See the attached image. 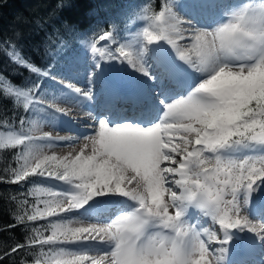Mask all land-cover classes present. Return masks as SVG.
I'll return each mask as SVG.
<instances>
[{"label":"snow or ice","instance_id":"6c2138e0","mask_svg":"<svg viewBox=\"0 0 264 264\" xmlns=\"http://www.w3.org/2000/svg\"><path fill=\"white\" fill-rule=\"evenodd\" d=\"M257 17L264 19V6ZM148 19L152 31L144 29L142 35L146 42L166 40L179 57L193 67L208 63L212 53L207 50V34L196 30L191 36V48L184 49L179 42L186 39L187 30L180 25L187 22L177 18L170 4L166 3ZM172 20L176 22L171 23ZM235 27L225 26L215 36L225 41L228 53L245 61L239 64V70L214 71L198 85L193 95L169 104L164 118L151 127L109 126L100 121L95 136L85 137L92 141L90 154L82 148L63 157L39 151L35 147L37 137L31 134V129L24 128V121L19 131L10 132L6 138L0 134V149L22 146L16 156L18 166L8 169L9 183L42 175L74 185L69 193L43 187L29 189L27 195L36 197V203L20 202L24 211L16 216L17 223L52 218L79 209L92 197L105 192L122 193L138 204L134 210L107 224L73 228L69 226L72 221L54 222L50 223V235L33 228L34 235L28 244L49 246L50 255L42 253L46 256L45 264H217V257L210 250V244L218 239L217 233L182 221L184 209L193 202L225 230V238L227 229L237 227L264 234V228L258 229L247 216L241 215L248 200L240 199L242 191L250 193L258 181H264V156L237 160L219 154L220 149L233 144H264V56L257 55L256 48L246 47L241 36L233 31ZM112 38L113 32L105 31L99 41ZM88 46L102 59L122 57L140 72L147 73L139 56L127 45L115 49L118 55H105L106 50L98 48L94 40ZM12 58L25 63L18 54H12ZM27 67L33 72L41 71L31 64ZM3 89L15 94L18 100L23 98L25 109L36 101L32 89L19 90L6 81ZM74 89L81 92L79 88ZM83 94L90 96V91ZM206 162H212L211 166L205 167ZM4 179L0 176V181ZM166 184H174L176 190L171 186L166 188ZM165 193L167 201L163 198ZM170 208L175 209L174 213ZM151 225H158L160 230L149 233ZM160 233L169 239L157 242L156 236ZM88 240L111 242L113 247L102 255L65 247ZM25 247V244H17L11 248V253L5 251L0 257L15 254ZM34 264H41L39 258Z\"/></svg>","mask_w":264,"mask_h":264},{"label":"rangeland","instance_id":"374dc122","mask_svg":"<svg viewBox=\"0 0 264 264\" xmlns=\"http://www.w3.org/2000/svg\"><path fill=\"white\" fill-rule=\"evenodd\" d=\"M204 1L205 0H175L173 2V5L171 6V9L177 15V18L181 21H185V19L187 20L188 18H191V20H193V23L187 22L183 24L193 25L195 24V22H199L201 26L199 25L198 29L210 30L226 22L230 18V15L233 11L245 5L256 6L264 4V0H231L230 3H227L226 5L217 6L215 4V0H212L211 2L208 1L207 4L211 6L213 13L196 17L195 12L190 14L188 10L189 6H191L195 11L194 4L198 2L203 3ZM158 12H143V14L139 16V18L136 19L131 25V29L126 38L117 41V39L113 37L111 40L104 42L95 40L97 42V47L103 48L106 50V52L112 53L113 55H118L115 49L120 45H127L132 51H134V53L139 56L140 62H143V59L146 58L147 54L152 55V52L154 50H159L158 48H154L153 45L155 42H146V38L142 35L145 28H148L149 31H152L151 21L148 19V17H151L153 14ZM191 28L195 29V27ZM191 32H195V30H192ZM191 32L190 34H193ZM190 34L185 32L186 39L179 42L180 45L186 50L191 48L192 35ZM174 51L176 52L175 49ZM84 55L86 57H83ZM168 55L169 53L165 54V56ZM85 59L86 61L84 62ZM116 60H121L122 62L128 63L122 57L116 58ZM175 60L177 62V59ZM244 62L245 61H230V63L232 64H239ZM96 65L97 64L94 62L93 53L90 47L87 46V49H84V52L82 53L79 60L72 63V68H75L74 71H72L74 73L72 77H70L69 74H66L62 79H56L53 82L54 90H51V93L49 95L50 101H42V104H40V107L50 112V115L44 114L40 115L39 117L36 116L35 118L28 120V122L24 124V128L26 130L31 129L32 135L42 139V141H35V147L39 151H42L44 154L49 156L55 154L58 157H63L68 155L69 153L75 154L83 148L85 153L90 154L92 150V141L90 138L86 139L85 137L95 136V134L99 130L100 121H104L109 126L132 124L144 128L151 127L154 124L159 123L164 118V114L167 111H165V109H167V106L169 104H172L181 99H187L190 95L194 94V91L195 89H197L198 85L203 80L208 78L207 73L202 74L203 76L205 75L204 78H196V81L194 79L192 83L185 89L176 88L170 90L167 93L162 92L154 94L152 103L157 104L159 106V109L156 111L154 110V108H152V114L145 117L144 123L139 121L132 122L126 120L128 118H125L123 120H116L117 118L122 117L125 109L122 106L118 105H115L113 107V105L108 102L110 101V96H98L97 98L95 97L97 93H107L103 92L104 85L102 80L105 78L109 79L106 72H104V70L107 69L105 67L101 68V66L100 68H98L96 67ZM143 65L146 67L147 73L140 72L139 69L135 71L136 73L134 71H131L132 76H128L127 79L130 78L129 80H132L133 77H135L138 79V82H151L153 78V74L151 72V63L144 64L143 62ZM191 69L193 71H196V66L191 67ZM102 71L103 73L98 76L97 73H101ZM194 74L195 73L192 72V77H196V75ZM140 76L141 78H139ZM93 83H96L97 85L94 87ZM69 85H72L74 88L81 89V92L75 91V89L69 87ZM105 86L107 87L108 91L111 89L113 92L114 86L109 85L107 82ZM89 91L90 96H85L83 94ZM82 99H85L84 105H79V101ZM57 109L63 110V112L57 111ZM77 114L84 115H81L80 117L82 118L78 119V116H76ZM89 114H91L92 117H96L97 119H92L91 117H89ZM110 114L113 116V118L112 116H110ZM3 136L6 138L8 135ZM56 138L64 139L57 140ZM253 144L254 146L252 147V149L243 147L242 144H233L226 148L220 149L219 154L223 158L237 160L243 159L245 157H257L261 156L262 154V156H264V149H260L257 143L253 142ZM85 145H87V148H85ZM262 146H264V144ZM19 150L22 151V147H20ZM211 163L212 162H206L205 167L211 166ZM37 176L42 177V179H44L46 184L49 186V189L51 190L60 193H69L74 190V185L68 181L60 180L56 177L42 175ZM176 178L178 179L179 177L177 176ZM259 182L264 184V181H258L257 183ZM169 186L173 187V189L176 190V186L174 184L165 185L166 188ZM240 194H243V196H240L241 201H243L244 199L248 200V207L252 202V208L255 210V214L250 217L251 223L256 225L258 229L259 227L263 228V225L261 224H264V190L260 191L255 196V204H253V201H255L253 199V194L246 193L244 191H242ZM163 198L165 201H167L168 194L165 193ZM228 198L230 197H226V199ZM123 199L124 196L122 193H102L89 199L79 209H72L59 214L58 216L60 217V219H58V222L72 221V223L69 225L70 227H82L86 223L87 217H89L90 215H95L98 218L94 217L91 221L98 224L111 223L118 216H121L129 211L128 206H124L125 202L123 201ZM116 203H119L122 207H117ZM88 205L91 207L89 209H86V206ZM136 207H138V204L133 200L132 210H134ZM186 207L187 209L186 211H184V214L182 216V221L185 224L194 226L197 229L208 228L210 231L217 233L218 239L210 244L211 247L214 245L212 251H215L216 247L218 248L217 254L215 255L217 257V264L264 263V234H261L257 231H252L250 229L243 231V227H237L227 229V238H225V230L220 229L219 224L213 221L212 216L206 214V210L201 209L194 202L187 204ZM189 210H192L195 214H193V216L189 214L187 215ZM169 211L171 213H174L175 209L170 208ZM157 227L158 225H151L148 229L149 233L156 232ZM239 233H241V235ZM232 235H234L235 237L240 236L241 242L239 243H243L245 240H247V236H250L248 237V241L254 242L256 244L255 248H259V250L256 249L254 253H248L246 255L232 253L231 256L226 261H224L227 257V253L229 254L230 249L228 248V245L232 239ZM202 239L207 240V237H202ZM65 247L69 248L72 251L88 253L89 255H96L97 252H101L100 254H102V252L109 251V249H112L113 245L111 242L107 241L88 240L73 242L71 244L65 245ZM106 247L107 249H105ZM41 264L45 263L41 262Z\"/></svg>","mask_w":264,"mask_h":264},{"label":"trees","instance_id":"16d2710c","mask_svg":"<svg viewBox=\"0 0 264 264\" xmlns=\"http://www.w3.org/2000/svg\"><path fill=\"white\" fill-rule=\"evenodd\" d=\"M171 2L173 0H0V134L19 131L20 123L25 124L33 115L44 113L38 103L48 99L47 93L54 90L53 82L65 75L61 68L71 64L91 40L105 31L124 39L129 25L143 9L156 11ZM12 54H18L25 63L14 60ZM27 64L41 71L33 72ZM5 81L19 90L32 89L36 101L25 109L23 98L18 100L15 94L4 91ZM19 148L0 149V176L5 178L0 181V256L5 251L11 253V248L17 244L26 247L0 257V264H34L38 258L45 263L46 256L42 253L50 255L49 246L29 245L28 241L34 235L33 228L50 235V223L58 222L60 217L17 223L16 216L24 211L20 202L36 203V197L27 195L29 189H49L37 175L20 183L8 182V169L18 166Z\"/></svg>","mask_w":264,"mask_h":264},{"label":"bare ground","instance_id":"6f19581e","mask_svg":"<svg viewBox=\"0 0 264 264\" xmlns=\"http://www.w3.org/2000/svg\"><path fill=\"white\" fill-rule=\"evenodd\" d=\"M207 1L211 2L212 0H206L205 3L200 2V3L194 4L195 11L193 10V8L191 6H189L188 10H189L190 14L195 12V16H205V15H208L210 13H213L211 6L207 4ZM185 21L189 22V23H193V20H191V18H188L187 20L185 19ZM199 25H200L199 22H195V24H193V25L182 23L181 28L186 29L187 30L186 33L190 34V32L192 30H195V31L198 30ZM191 27H195V29L191 28ZM191 33H194V32H191ZM190 35H192V34H190ZM153 46L155 49L158 48L159 51H153L152 55L147 54L146 58L143 59L144 64H147V63L150 64L151 63V68H152L151 72L154 75L153 80H157V79L161 78L163 81L169 82L173 86H175L180 81V79H182L185 83L190 81L191 73L189 71L193 72V70L191 69V67H193V66L191 65V63L181 59L179 57V54L174 51L171 44H169L166 40H159V41H156ZM166 52L171 53L175 58L171 55L165 56ZM107 54H108V52L105 51V55H107ZM93 56H94V62L97 64L96 67H98V68H100V66H101V68L105 67L107 70H104V72H106L107 76L109 77V79H110L109 81L113 82L114 84H116L118 81H120V82L125 81V78L127 80L128 76H130V75L132 76L131 71L135 72L138 70L137 67H133L131 64H128L126 62H122L121 60H116V58L105 60V59H102L100 57L99 53L93 54ZM175 59H177L178 62H176ZM232 61L237 62V60H232ZM143 62L141 61L142 64H143ZM157 69L164 70V72L163 73L162 72H154ZM195 72H198L195 74L196 78H204L205 75L203 76L202 74L207 73V76L209 77L211 74H213L214 69L212 67H204V66L197 64ZM102 73H103V71L101 73L98 72L97 74H98V76H100ZM128 79H130V78H128ZM133 80H138V79L133 77ZM192 80H193V77H192ZM102 82L104 85V89H106L107 87L105 86V82H106L105 79H103ZM127 84L132 88V94L135 97V104H134L135 112H138V113L146 112L151 106L153 107V104H152L153 91L151 90V88L145 86L141 82L132 81V82L127 83ZM93 85L95 87L97 84L93 83ZM157 90H159V89L157 88ZM162 90L163 89H161V91ZM110 95H111L110 92H107L106 94L97 93L95 95V97L96 98L98 96L109 97ZM84 102H85V99L80 100L79 105H84ZM147 102H151V103L148 104ZM154 108H156V111L159 109L158 106L154 107ZM166 110L167 109H165V111ZM72 112H74V111H72ZM81 115H84V114H81ZM81 115L77 114L76 116H78V119H81L82 118V117H80ZM89 115H90L89 117H91L92 119H94V120L97 119L96 117H92L91 114H89ZM128 117H130V118H128L126 120L132 121V122H136V121L138 122V121H140L139 119H141L139 117H137V119H133L134 117L130 116V115ZM109 119H111V118H109ZM123 119H125V118L119 117L116 120H123ZM112 120H114V119H112ZM263 190H264V184L261 182L257 183L254 186V190L250 192L251 194H253V199L255 198L257 193H259L260 191H263ZM123 196H124L123 201L125 202L124 206H128V208H129L128 212L132 211L133 200L130 197L125 196L124 194H123ZM240 196H243V194H240ZM118 198H120V197H118ZM230 198H228V199H230ZM254 200L255 201H253V204L256 203V199H254ZM116 206L120 207V208L122 207L119 203H116ZM90 207L91 206L88 205V206H86V209H89ZM193 214H195V213L192 210H189V215L193 216ZM254 214H255V210L252 208V202H251L249 207L247 205H245V207L242 208L241 215L247 216L249 220H250V217L253 216ZM94 217L98 218L95 215H90L89 217H87V219H86L87 221L84 224V226H87L89 224H98V223L91 221L92 218H94ZM261 225H263V228H264V224H261ZM259 228H262V227H259ZM242 230L246 231V230H248V228L243 227ZM239 234L241 235V233H239ZM248 237H250V236H247V240H245L243 243H239V242H241L240 236L235 237L234 235H232V239L228 245V248L231 250H234L235 252L240 251V252H244V253H254L256 249L259 250V248H255L256 244L254 242L248 241ZM213 246L212 247L210 246V248H211L210 250H212L214 248ZM105 249H107V247ZM217 249L218 248L216 247V250L212 251L214 253V255L217 254ZM110 250L111 249H109V251ZM263 252H264V249H263ZM262 264H264V263H262Z\"/></svg>","mask_w":264,"mask_h":264},{"label":"clouds","instance_id":"9594fccd","mask_svg":"<svg viewBox=\"0 0 264 264\" xmlns=\"http://www.w3.org/2000/svg\"><path fill=\"white\" fill-rule=\"evenodd\" d=\"M262 6H264V4L256 6L245 5L233 11L226 22L210 30L198 29L207 34L205 37L207 50L212 53L208 63L201 66L212 67L214 71H218L220 68L239 70L238 66L240 63L232 64L230 61H240V59H238L237 56L228 53L225 49V41L223 39H217L215 36V33L225 26L235 25L236 27L233 31L241 36L244 40L245 46L256 48L257 55L264 56V19H258L257 17V13L261 11ZM175 22V20L171 21V23ZM168 239L169 237H166L163 233L156 236L157 242L166 241Z\"/></svg>","mask_w":264,"mask_h":264}]
</instances>
